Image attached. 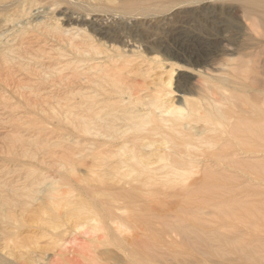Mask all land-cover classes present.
<instances>
[{
    "label": "rangeland",
    "instance_id": "rangeland-1",
    "mask_svg": "<svg viewBox=\"0 0 264 264\" xmlns=\"http://www.w3.org/2000/svg\"><path fill=\"white\" fill-rule=\"evenodd\" d=\"M121 1L0 0V264H264V156H243L225 174L204 173L214 163L200 158L179 174L86 172L74 118L79 65L48 33L56 23L86 39L98 25L113 30V44L139 56L100 61L98 76L160 78L178 105L195 96L194 83L224 85L240 64L255 71L248 84L264 89V25L244 16L240 0L158 1L131 14L116 10ZM225 94L224 108L264 104V93ZM241 142L255 146L244 134Z\"/></svg>",
    "mask_w": 264,
    "mask_h": 264
},
{
    "label": "bare ground",
    "instance_id": "bare-ground-1",
    "mask_svg": "<svg viewBox=\"0 0 264 264\" xmlns=\"http://www.w3.org/2000/svg\"><path fill=\"white\" fill-rule=\"evenodd\" d=\"M89 1L94 5L101 1L112 2V0ZM147 1L150 2L124 0L119 3L116 10L120 14H131L147 3L151 5L152 2L173 0ZM240 7L246 18L258 17L259 23L264 25V0H240ZM75 19L77 22L80 21L78 18ZM62 20L71 22L74 18L64 15ZM94 21L91 20V24ZM35 25L38 27V23ZM49 29L48 33L55 40V46L67 43L74 56L72 60L79 65L76 93L79 94L80 100L74 118L79 130L77 154L86 172L179 174L191 165L190 161L200 158L214 163L215 168L209 170L205 166L204 173L225 174L237 172L243 156L249 159L264 156V104L258 101H244L242 104L245 109L242 111L233 103L226 108L221 105L222 102L228 101L225 93H245L246 90L264 93V89L254 90L247 82L248 75L255 74L254 70L243 64L231 67L227 77L223 78V83L227 84V87L205 80L196 82L191 88V94L195 96H179L178 105H175L171 98V89H165L160 78L144 80L137 85L128 83L119 70L117 74L98 76L100 61L127 63L129 60L124 58L126 51L133 53V57L139 56L131 48L123 50L113 44L116 43L113 30L98 25L97 31H93L95 36L86 39L81 29L72 33L71 28L58 29L57 23ZM96 36L97 39L93 40ZM150 53H153V56L151 55L149 60L157 62L156 52ZM208 65L213 71H220L214 61ZM204 71L206 70H197V73L202 74ZM242 134L246 141L254 143L255 146L242 149ZM146 157H154L156 161L151 164L145 163L142 159Z\"/></svg>",
    "mask_w": 264,
    "mask_h": 264
}]
</instances>
